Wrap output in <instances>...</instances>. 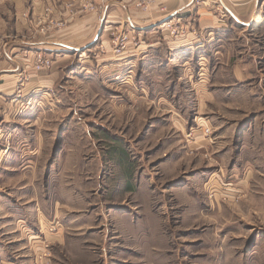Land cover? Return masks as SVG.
<instances>
[{
    "label": "rangeland",
    "instance_id": "obj_1",
    "mask_svg": "<svg viewBox=\"0 0 264 264\" xmlns=\"http://www.w3.org/2000/svg\"><path fill=\"white\" fill-rule=\"evenodd\" d=\"M98 2L128 4L140 23L165 13L156 0H49L15 12L25 27L9 38L55 35ZM197 17L146 31L197 34ZM104 27L50 85L31 80L55 57L21 48L0 91V264H264V27H233L226 61L213 50L164 67L149 59L144 88L117 58L149 37L121 18ZM38 54L50 68L31 69ZM238 59L252 71L235 82Z\"/></svg>",
    "mask_w": 264,
    "mask_h": 264
},
{
    "label": "crops",
    "instance_id": "obj_2",
    "mask_svg": "<svg viewBox=\"0 0 264 264\" xmlns=\"http://www.w3.org/2000/svg\"><path fill=\"white\" fill-rule=\"evenodd\" d=\"M45 2H49V0H12L10 3L0 4V38L3 39L4 43L3 58L0 63V77L7 76V74L10 77L6 78L7 83L5 79L1 78L3 82H1L0 87L3 86V88H1L0 91L6 89L5 84H8L7 89L12 86L14 81L11 80V77L16 76V73L21 69L22 59H20V54L22 53L21 50H23L21 48L27 45L32 46L45 54L55 57L54 66L48 75L32 78L31 80H40V82L50 85L53 83V79L56 80L59 76V71L64 67L61 64L67 57H76L79 51L90 46L94 38L102 35L103 29H106V27H104L105 24H115L118 22V18L123 19L127 27H134L137 28L138 31L140 30L139 32L143 38L149 37V40H145L146 38L142 39L140 45L136 48H127L128 50L123 51V54L117 58L123 61V70L126 72L125 75L129 72L137 73L136 85L143 88L145 83L141 78L139 80V75L140 71H145L146 61L149 59L154 60V65L156 67H164L172 64V60L183 62L187 54H189L190 57L192 54H195L197 59L201 60L204 58L206 59V57L211 55L210 53L214 51L213 55L215 53L220 55H218L219 57L214 56L215 59L212 62L216 61L217 58L220 60L221 56L225 55L226 61L227 56L231 53L230 51L235 49V46H232V42L236 37V32L233 30V27L236 26L245 29L256 26L259 23L260 26L264 27V0H156L155 6H163L165 8V13L156 18L152 16V20L148 18L144 23L140 22L145 15L139 13L133 14V9L129 7L128 4L118 3L110 7L106 3L98 2L100 13L94 14L93 16L89 15L86 18L81 17L76 19L67 30L57 32L55 35H51L47 38H37L35 40L29 37L27 39L28 29L25 28L23 37H16V39L13 40L10 39L9 36H14V34H17V31H22L21 28L24 26L15 20V12L21 11L27 8V6L35 12ZM217 8L223 10L225 19L223 15H220ZM177 13H182L186 16L198 15L196 18L197 34H193V32L189 31L185 35L169 40L167 39L168 37L157 29L146 31L150 27L154 28V26L160 25L166 19ZM138 23L141 25H138ZM94 27H96V29ZM158 33H160L161 36ZM29 35L30 33H28V36ZM225 41H227V43H224ZM80 57L81 56L78 57L77 61L82 60ZM165 58L168 59L166 60ZM75 61L73 58L72 62L69 64L71 68H73V71L78 64V62L76 61L75 63ZM84 62L89 61L85 60ZM217 63H219V65L222 64V62L219 61L215 62V65H217ZM248 64V62L238 59L234 66H232L230 80L238 82L244 79L245 76L241 72L252 71V68L247 67ZM84 65L86 66L83 68H90V64ZM237 68L240 69L237 71ZM158 70L156 77L160 79L161 76ZM32 75L37 76V73L35 74V72H33ZM220 83L222 82H219V84Z\"/></svg>",
    "mask_w": 264,
    "mask_h": 264
},
{
    "label": "built area",
    "instance_id": "obj_3",
    "mask_svg": "<svg viewBox=\"0 0 264 264\" xmlns=\"http://www.w3.org/2000/svg\"><path fill=\"white\" fill-rule=\"evenodd\" d=\"M218 9L221 10L220 8H218ZM221 11L223 14L224 13L223 10H221ZM45 17H48V16L46 15ZM175 32L177 33V30H176V26L174 25V28H173L171 34H174ZM122 44H124V43H122ZM51 65H52V59L50 57H46V56H43L42 54H38L35 61L33 62V65H31V66L35 72H38V71H41L43 69L50 68ZM204 135L206 137L208 136V134H204Z\"/></svg>",
    "mask_w": 264,
    "mask_h": 264
}]
</instances>
